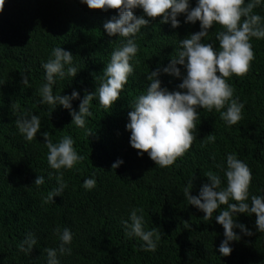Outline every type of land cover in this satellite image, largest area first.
I'll list each match as a JSON object with an SVG mask.
<instances>
[{"label": "trees", "instance_id": "obj_1", "mask_svg": "<svg viewBox=\"0 0 264 264\" xmlns=\"http://www.w3.org/2000/svg\"><path fill=\"white\" fill-rule=\"evenodd\" d=\"M195 4L191 0V6ZM253 11L264 16V5ZM134 15H143V10H134ZM113 16H118L117 9H90L81 0L4 2L0 12V264H47L45 249L61 243L55 229L62 232L66 227L73 233L67 246L72 252L59 256L60 264H264V232L256 231L255 214L237 213V221L253 235L236 229L241 240L230 242L233 251L222 256L219 246L225 239L224 229L215 216L227 205L204 220L205 213L189 205L184 196L191 179V195H198L208 183L209 172L219 175L221 187H226L220 166L226 167L229 153L252 170L250 195L264 196V39L251 40L255 58L249 71L227 78L245 105L243 119L229 126L215 109H200L191 148L172 166L162 168L147 153L140 157V150L131 147L128 113L136 98L146 92L150 72L167 67L178 56L179 40L200 31L199 21L184 23L181 14L177 17L180 26L173 28L170 22L160 23L161 17H145L150 23L135 37L139 51L131 62L134 72L120 99L105 108L97 94L85 127L72 123L63 106L55 109L41 103L38 90L46 82L42 63L51 58L55 47L72 53L79 72L74 78L56 77L54 94L79 92L80 99L72 101L73 110L78 111L83 97L99 88L112 52L127 39L108 36L104 30V23ZM220 30L222 26L214 24L203 42L215 41L218 48L215 33ZM177 67L184 72L183 66ZM23 76L29 79L27 86ZM158 79L169 91L179 90L182 82L163 71ZM30 113L40 117L41 132L29 142L15 121ZM43 132L54 143L71 136L84 156L72 169L60 170L68 186L53 198L54 203L45 198L58 186V172L48 164ZM210 133L214 140L207 136ZM118 159L124 163L112 169ZM37 175L45 177L43 185L34 184ZM93 176L96 186L85 189L84 180ZM133 209L142 210L145 230L156 229L159 242L154 252L144 251V242L125 232L123 221ZM28 233L37 239L30 254L18 247Z\"/></svg>", "mask_w": 264, "mask_h": 264}, {"label": "clouds", "instance_id": "obj_2", "mask_svg": "<svg viewBox=\"0 0 264 264\" xmlns=\"http://www.w3.org/2000/svg\"><path fill=\"white\" fill-rule=\"evenodd\" d=\"M4 2L5 0H0V12L3 11ZM81 3L90 9H117L118 16L106 21L103 28L108 36L118 35L127 39L112 52L110 61L103 70L106 79L94 93L83 97L78 111L73 110L72 101L80 99L79 92L73 90L71 95L53 93L56 77L63 79L67 75L74 78L79 72L73 64L72 53L61 47L53 48L51 58L42 63L46 82L38 90L41 103L55 109L63 106L69 110L72 123L80 128L85 127L86 118L93 115L90 106L97 94L99 103L105 108H110L120 99L129 76L134 72L131 62L139 51L135 37L150 23V19L145 17H161L160 23L170 22L173 28H177L181 23L177 17L184 14V23L195 24L199 21L200 31L179 40L178 56L171 59L167 67L157 68L147 76L150 83L146 92L136 98L131 106L133 110L128 113L130 122L126 128L131 132V147L140 150L138 156L143 157L147 153L156 165L167 168L191 148L196 139L195 122L200 119V109L210 112L215 109L229 126L243 119L245 105L235 96L227 78L233 74L243 76L250 69L255 58L251 40L264 39V16L253 10L264 5V0H196L195 7L191 6V0H81ZM136 9H142L143 15H134ZM214 24L223 28L215 33L216 40L219 41L218 48L215 41L203 42ZM177 65L183 66V73ZM161 71L182 79L178 85L179 90L169 91L161 86L158 79ZM22 83L26 86L29 84L27 76H23ZM225 108L226 110L221 111ZM15 123L26 141H32L41 132V119L34 113L18 118ZM41 135L48 149V164L58 172V186L45 198L46 202L54 203L53 198L61 196L68 186L60 170L72 169L84 160V156L74 147L75 141L71 136H64L54 143L49 138V133L43 132ZM207 136L215 139L212 133ZM123 163L122 159H118L111 167L116 169ZM220 167L226 177V187H221L222 180L219 175L209 172L208 183L203 184L198 195H191V179L189 186L184 189V196L189 205L196 206L205 213L204 220L212 218L221 205H227L226 209L215 216V221L224 229L225 239L220 243L219 253L228 256L233 251L230 242L241 240L236 229L244 235H253L246 225L237 221V213L249 216L255 214L256 231L264 232V196L250 195L252 170L235 154H227L226 167ZM44 183L45 177L37 175L34 184L40 186ZM96 183L93 176L84 180L83 187L91 190ZM123 225L129 237H137L144 242L141 244L144 251L156 250L159 242L156 229L145 230L142 210H131ZM55 232L61 243L58 248L45 249L47 264H60L58 257L70 255L72 252L67 247L73 240L71 230L66 227L61 232L57 228ZM36 244L34 234L28 233L18 247L20 251L30 254Z\"/></svg>", "mask_w": 264, "mask_h": 264}]
</instances>
